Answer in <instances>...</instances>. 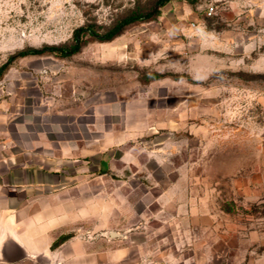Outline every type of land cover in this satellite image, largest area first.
I'll list each match as a JSON object with an SVG mask.
<instances>
[{
    "label": "rangeland",
    "instance_id": "1",
    "mask_svg": "<svg viewBox=\"0 0 264 264\" xmlns=\"http://www.w3.org/2000/svg\"><path fill=\"white\" fill-rule=\"evenodd\" d=\"M155 1L0 0V120L37 131L58 121L80 138L91 158L80 159L75 234L92 252L114 264H249L264 202L240 188L264 153V74L223 69L207 43L232 26L219 19L225 0H170L109 42L82 36L70 57L22 55L70 46L81 28L103 33Z\"/></svg>",
    "mask_w": 264,
    "mask_h": 264
},
{
    "label": "crops",
    "instance_id": "2",
    "mask_svg": "<svg viewBox=\"0 0 264 264\" xmlns=\"http://www.w3.org/2000/svg\"><path fill=\"white\" fill-rule=\"evenodd\" d=\"M223 2L219 19L232 26L218 30L216 42L207 37V43L223 69L248 67L264 74V0ZM260 96L264 110V92ZM33 127L25 119L0 120V264H114L111 251L98 255L75 234L82 221L80 174L85 169L80 159L90 154L79 137H64L58 121L41 124V131ZM259 138L264 141V127ZM261 158L256 180L240 188L245 199L257 203L264 202V153ZM61 235L71 238L51 250ZM250 239L260 256L249 264H264V231L251 232ZM97 256L105 261L98 262Z\"/></svg>",
    "mask_w": 264,
    "mask_h": 264
},
{
    "label": "trees",
    "instance_id": "3",
    "mask_svg": "<svg viewBox=\"0 0 264 264\" xmlns=\"http://www.w3.org/2000/svg\"><path fill=\"white\" fill-rule=\"evenodd\" d=\"M170 0H156L152 9L148 11H135L116 22L110 29L103 33L97 32L93 27H86L78 29L73 34V41L70 46L64 47H44L40 50H29L25 56H44L54 55L56 57L66 58L78 54L84 46L82 42V36L87 35L90 38L99 42H109L119 35L130 25L135 23L148 22L157 17L160 13V9L166 6ZM4 73V68L0 70V79ZM71 238V235H61L56 238L50 246L51 250L56 249L62 243Z\"/></svg>",
    "mask_w": 264,
    "mask_h": 264
},
{
    "label": "built area",
    "instance_id": "4",
    "mask_svg": "<svg viewBox=\"0 0 264 264\" xmlns=\"http://www.w3.org/2000/svg\"><path fill=\"white\" fill-rule=\"evenodd\" d=\"M213 13V7L207 9V15L210 16Z\"/></svg>",
    "mask_w": 264,
    "mask_h": 264
},
{
    "label": "water",
    "instance_id": "5",
    "mask_svg": "<svg viewBox=\"0 0 264 264\" xmlns=\"http://www.w3.org/2000/svg\"><path fill=\"white\" fill-rule=\"evenodd\" d=\"M110 236L113 237V236H115V234L111 233Z\"/></svg>",
    "mask_w": 264,
    "mask_h": 264
}]
</instances>
